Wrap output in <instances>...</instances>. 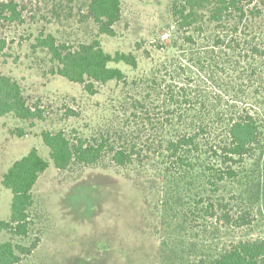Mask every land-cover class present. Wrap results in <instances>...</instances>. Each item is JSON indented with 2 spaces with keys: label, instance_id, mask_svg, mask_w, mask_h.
<instances>
[{
  "label": "trees",
  "instance_id": "obj_1",
  "mask_svg": "<svg viewBox=\"0 0 264 264\" xmlns=\"http://www.w3.org/2000/svg\"><path fill=\"white\" fill-rule=\"evenodd\" d=\"M83 8L96 29L88 39L60 41L37 30L32 48L46 52L53 74L82 84L89 95L112 82L121 94L109 118L88 134L43 131L50 160L34 147L3 174L12 199L9 218H0V232L9 235L0 240V264H21L38 247L39 237L29 240L33 190L51 163L61 171L109 165L148 176L180 224L220 238L213 251L191 244L181 264H264V236L248 234L254 206L264 203V0H169L172 53L132 80L119 65L137 69L136 54L110 53L101 40L117 34L122 0H84ZM22 22L19 3L0 0V34ZM7 46L0 37V57ZM7 115L45 118L21 84L0 71V118Z\"/></svg>",
  "mask_w": 264,
  "mask_h": 264
},
{
  "label": "rangeland",
  "instance_id": "obj_2",
  "mask_svg": "<svg viewBox=\"0 0 264 264\" xmlns=\"http://www.w3.org/2000/svg\"><path fill=\"white\" fill-rule=\"evenodd\" d=\"M24 22L8 23L0 37L8 46L0 57V71L16 79L31 105L39 104L44 119L21 120L13 115L0 118V218L8 219L12 194L3 187V174L11 164L36 147L47 159L42 140L45 130L73 128L88 134L112 114L111 105L121 86L112 82L89 95L82 84L53 74L49 56L34 51L37 30L51 31L60 41L88 39L96 32L83 15L84 0H15ZM169 0H122V18L117 34H102L103 47L110 53L133 52L139 66H119L129 79L150 72L172 49L173 27ZM168 31L169 34H165ZM141 50H136L137 42ZM161 46V49H159ZM146 51V52H145ZM114 98V101L111 100ZM72 109L78 115H67ZM24 131L23 135H20ZM242 191L246 186H242ZM35 218L30 239L39 237L38 247L21 264H181L188 260L191 244L219 247V237L179 222L172 206L165 204L164 191L153 193L148 176L134 169L113 166L77 167L61 171L53 163L41 175L34 190ZM255 225L250 236H264V203L254 206ZM226 240L231 233H223ZM9 235L0 232V240ZM202 248V249H203Z\"/></svg>",
  "mask_w": 264,
  "mask_h": 264
}]
</instances>
